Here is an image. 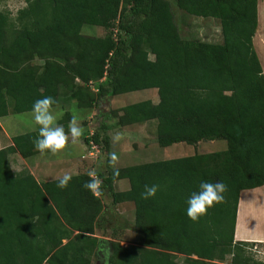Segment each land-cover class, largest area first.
I'll list each match as a JSON object with an SVG mask.
<instances>
[{
    "label": "trees",
    "instance_id": "16d2710c",
    "mask_svg": "<svg viewBox=\"0 0 264 264\" xmlns=\"http://www.w3.org/2000/svg\"><path fill=\"white\" fill-rule=\"evenodd\" d=\"M175 2L191 16L219 20L223 43L184 39L169 0H30L15 19L0 10V119L62 99L86 109L137 91L159 96L116 112L98 106L105 119L86 143L103 144L108 159L95 174L39 182L13 170L12 155L51 151L55 128L14 136L0 149V264H94L101 236L112 239L106 264H264L251 251L256 243L235 240L241 193L264 186L259 0ZM86 26L106 35H85ZM72 120L65 113L62 132ZM151 121L161 147H228L112 168L101 130L123 135V127ZM123 179L130 189L116 192ZM108 194L115 205H105ZM123 202L134 203L142 236L127 246L116 213Z\"/></svg>",
    "mask_w": 264,
    "mask_h": 264
},
{
    "label": "rangeland",
    "instance_id": "374dc122",
    "mask_svg": "<svg viewBox=\"0 0 264 264\" xmlns=\"http://www.w3.org/2000/svg\"><path fill=\"white\" fill-rule=\"evenodd\" d=\"M29 1L30 0H0V10L5 13H10L11 17L15 19L18 15V11L26 8ZM169 1L175 14L180 34L184 39L199 40L208 43H223V34L219 20L191 16L180 10L175 0ZM259 1L260 13L263 8L262 18L260 16V24L262 21L263 25L261 30H264V0ZM83 34L103 37L106 35V31L97 26H86L83 29ZM259 57L264 67L263 51H261V53L259 52ZM146 100H151L154 103L158 102V91L156 89H149L127 93L116 96L109 102H101L98 106L109 113L110 110L116 112L127 105ZM66 104L67 106L65 109L62 106H58L49 110L10 114L1 120L4 127L11 135H20L25 132L39 130L45 126L56 127L57 121L63 118L65 115L64 113H69L75 120L70 124L73 134L63 138L62 142H57L53 152L40 153L35 157L25 160L16 156L12 163V167L16 172L19 173L28 170L34 173L38 181L43 182L47 174L51 177H58V175L71 176L86 172L95 174L98 167H103L106 164L108 154L102 149L103 144L91 150V145L86 143V139L89 136L92 137V134L98 128V124L105 119L104 114L99 112L98 106L95 107V105L91 108L84 109L78 107L72 100ZM112 122L113 121H110V123ZM157 125V121H151L144 124L126 126L122 128L125 133L123 135L120 134L119 130H117V128L115 129V127L107 131V133L101 130V140L105 137V134L110 137L111 154L113 153L111 167L120 169L136 164L224 151L228 147L226 141H210L201 142L196 146L180 143L164 148L155 141L157 136ZM58 129H62V127L59 125ZM60 138L62 137H59V139ZM91 152H94V155H91ZM257 199H259V197ZM258 202L261 203L262 201L260 200ZM118 207L119 205L116 207V213L118 217H121L123 221L122 225L124 220L127 222L130 221L133 225L132 231L137 232L135 227V216H133L131 210H128L126 207ZM133 232L128 234L132 236L130 240L126 236H122V246H127L129 243H138L135 242V237H133L135 234ZM255 245L256 246L251 249L252 253H254L256 259L264 261V244ZM105 252H102L99 257L94 258V264H106L108 258L104 256ZM177 259L179 261L183 260L182 256H178Z\"/></svg>",
    "mask_w": 264,
    "mask_h": 264
},
{
    "label": "crops",
    "instance_id": "0c3cea01",
    "mask_svg": "<svg viewBox=\"0 0 264 264\" xmlns=\"http://www.w3.org/2000/svg\"><path fill=\"white\" fill-rule=\"evenodd\" d=\"M259 5H258L259 27H258L257 33L254 37V45H255V48L257 50L258 55H259V52L260 53H261V51L264 52V30L263 29L261 30L263 25H262V21L260 24L261 13L259 10ZM261 18H262V16H261ZM261 64H262V62H261ZM262 67H263V65H262ZM263 71H264V67H263ZM68 102H70V101H68L66 99H62L59 106H62L65 109L67 106L66 103H68ZM158 102H156V103H158ZM47 110H49V109H47ZM2 119L3 118L0 119V123H1L2 129H3L2 132H0V149L13 145L12 138L14 136H17V135H11L6 130V128L4 127V125L1 121ZM60 121L61 120L57 121L56 127L45 126L41 129H39V130H42V129L55 128L56 134H57L56 137H54L53 142H52V146H53L52 150L48 151V152H43V153L53 152L54 148H56L55 146L57 145V142H62L63 138H66V136H70L73 134L71 132L70 124L73 123L75 120L73 119L70 122L69 131L66 133L62 132V129H58V126L60 125ZM34 131H38V130H34ZM29 132H31V131H29ZM25 133H27V132H25ZM59 137H62V138L59 139ZM43 153H41V154H43ZM16 156H19L22 160H25L23 157H21L20 154H14L11 156V165L13 163L14 158H16ZM136 165H138V164H136ZM69 166H71V165H69ZM131 166H133V165H131ZM32 174L34 175V173H32ZM64 177H67V175H65V176L58 175V177H51L49 174H47L46 179L43 180V182H49V181H53V180L64 178ZM129 189H130V183H129V180H127V179H123V180L117 181L115 183V191L116 192H125V191H128ZM258 197H259V199H257ZM260 200L262 201L261 203L258 202ZM104 203H105V205H115V204H113L112 196H110L109 194L107 195ZM116 205H119L118 208H125V207L128 208V210H131V212L133 213V216H134L135 206H134L133 202H123V203L116 204ZM127 212H129V211H127ZM123 226L125 227L124 236H126L130 240L132 238V236L128 235V234L133 232L132 231L133 225H132V223H130V221L127 222L126 220H124ZM133 233L135 234L133 236V237H135V242H138V243L141 242L142 241L141 233H139L138 231L133 232ZM100 239H101V241H100L99 255L102 252L106 251L104 256L107 257L109 248L111 246L112 239L109 237H106V236H101ZM235 240L236 241L251 242V243H256V244H264V186L261 188L254 189V190L243 191L241 193L240 201H239V205H238V212H237Z\"/></svg>",
    "mask_w": 264,
    "mask_h": 264
},
{
    "label": "built area",
    "instance_id": "2783aa9c",
    "mask_svg": "<svg viewBox=\"0 0 264 264\" xmlns=\"http://www.w3.org/2000/svg\"><path fill=\"white\" fill-rule=\"evenodd\" d=\"M92 88L94 89V91L97 92V90L94 88L93 84H92ZM89 145H91V150L97 148V145L93 141H91ZM91 155H94V152H91Z\"/></svg>",
    "mask_w": 264,
    "mask_h": 264
},
{
    "label": "bare ground",
    "instance_id": "6f19581e",
    "mask_svg": "<svg viewBox=\"0 0 264 264\" xmlns=\"http://www.w3.org/2000/svg\"><path fill=\"white\" fill-rule=\"evenodd\" d=\"M261 15H263V8H262V10H261Z\"/></svg>",
    "mask_w": 264,
    "mask_h": 264
}]
</instances>
